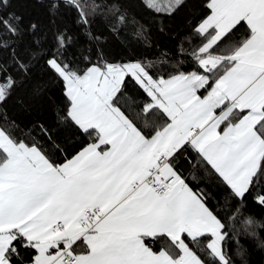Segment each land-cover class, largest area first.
I'll list each match as a JSON object with an SVG mask.
<instances>
[{"label":"snow or ice","instance_id":"obj_1","mask_svg":"<svg viewBox=\"0 0 264 264\" xmlns=\"http://www.w3.org/2000/svg\"><path fill=\"white\" fill-rule=\"evenodd\" d=\"M14 2L0 0V105L38 65L63 102L50 125L0 123V264H233L229 222L249 197L264 206V0H140L161 24L189 9L187 67L93 52L97 16L148 40L130 0H41L49 23L27 29ZM193 154L223 204L186 182Z\"/></svg>","mask_w":264,"mask_h":264},{"label":"trees","instance_id":"obj_2","mask_svg":"<svg viewBox=\"0 0 264 264\" xmlns=\"http://www.w3.org/2000/svg\"><path fill=\"white\" fill-rule=\"evenodd\" d=\"M11 10L22 16L25 29L31 23H37L42 27L49 23L47 11L41 0H15ZM130 11L148 29V40L146 42L138 40L132 25L116 35L113 33L111 22L103 16H97L90 24L93 35L99 37V41H93L91 45L93 52L98 43L99 47L112 60L146 57L151 61L157 60L166 53L173 63L182 60L187 67L186 54L190 53L193 44L198 42L195 38L188 36L186 18L190 15L189 9H183L173 19H164L163 24H161L160 18H153L142 7L140 0H130ZM74 21V12L66 16L65 23L71 27L80 45H86L87 38L84 35V29L75 25ZM161 27H163V31L160 30ZM31 42L32 37L26 32L23 45H31ZM48 43H51V32L48 35ZM181 46L186 50L185 55L180 53ZM34 88L40 89L38 94L34 93ZM134 93V87L129 84L127 94L133 95ZM62 102V85L54 83L49 74L38 65L34 69L32 79L24 86L16 88L7 102L0 105V123L5 120L14 122L24 132L32 129L34 125H50L54 122L57 105ZM182 163L184 175L187 178L186 182L193 188L197 186V183L201 187L208 185L223 204L222 190L217 186L214 177H209L202 167L196 165L194 154L193 157H190V162L182 161ZM241 213L235 221L229 222L234 224L240 234L228 241L226 250L231 255L233 264H264V247H261V244L264 243V228L258 226V224H264V206L249 197L245 206L241 208ZM249 216L253 217L258 224L255 227L249 226L248 234H243L245 226L242 222ZM237 239L239 245L236 242ZM238 250H241L243 255H238Z\"/></svg>","mask_w":264,"mask_h":264}]
</instances>
